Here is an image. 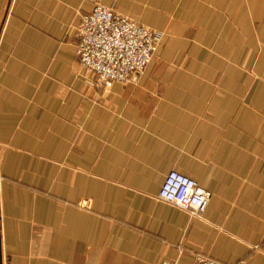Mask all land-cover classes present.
I'll list each match as a JSON object with an SVG mask.
<instances>
[{
    "label": "crops",
    "instance_id": "crops-1",
    "mask_svg": "<svg viewBox=\"0 0 264 264\" xmlns=\"http://www.w3.org/2000/svg\"><path fill=\"white\" fill-rule=\"evenodd\" d=\"M103 2L165 32L108 88L80 72L91 2L0 0V264H264V0ZM172 170L203 217L158 199Z\"/></svg>",
    "mask_w": 264,
    "mask_h": 264
},
{
    "label": "built area",
    "instance_id": "built-area-1",
    "mask_svg": "<svg viewBox=\"0 0 264 264\" xmlns=\"http://www.w3.org/2000/svg\"><path fill=\"white\" fill-rule=\"evenodd\" d=\"M88 1L93 6L90 12L82 16L77 28V55L80 65L104 87H110L116 81L138 78L151 62L162 35L107 7L102 0ZM211 198L212 193L209 190L195 179L176 170L169 172L158 194L159 200L197 218L203 217ZM195 264L250 263L244 260L224 263L196 254Z\"/></svg>",
    "mask_w": 264,
    "mask_h": 264
},
{
    "label": "rangeland",
    "instance_id": "rangeland-1",
    "mask_svg": "<svg viewBox=\"0 0 264 264\" xmlns=\"http://www.w3.org/2000/svg\"><path fill=\"white\" fill-rule=\"evenodd\" d=\"M89 2H90V1H89ZM91 3H92V2H91ZM102 3L104 4L103 0H102ZM104 5H106V4H104ZM92 6H93V3H92ZM106 6H107V5H106ZM107 7H109V6H107ZM110 8H112V7H110ZM112 9H114L115 11H117L115 8H112ZM117 12H118V11H117ZM118 13L122 14L121 12H118ZM122 15L127 16V15H125V14H122ZM127 17H129V18H131V19H133V20H135V21H137V22H139V23H141V24L147 26V27L150 28L151 30L158 31V32L162 35V40H163V38H164V36H165V32H164L163 30H159V29H157V28H152V27L148 26L147 24H145V23H143V22H141V21H139V20H137V19H135V18H132V17H130V16H127ZM162 40L159 42L158 46L161 44ZM158 46H157V48H158ZM157 48H156V50H157ZM156 50H155V51H156ZM154 53H155V52H154ZM153 56H154V55H153ZM152 60H153V57H152ZM152 60H151V61H152ZM80 72L83 73L85 76H91V77L95 78L91 73L85 71V70L82 68L81 65H80ZM103 87H104V86H103ZM104 88H108V87H104ZM0 161H1V160H0ZM0 166H1V165H0ZM0 175H1V168H0ZM2 181H3V177H2V175H1L0 182H2ZM160 201H161V200H160ZM161 202H163V201H161ZM87 204H88V200H86V199L83 200L82 205H83V206H87ZM205 256H207V255H205ZM208 257H210V256H208ZM210 258H213V257H210ZM214 259H215V258H214ZM164 262H172V261H170V260H164L162 264H164Z\"/></svg>",
    "mask_w": 264,
    "mask_h": 264
}]
</instances>
